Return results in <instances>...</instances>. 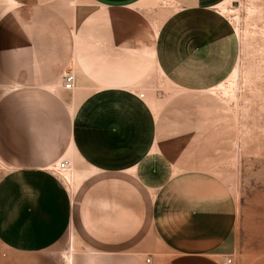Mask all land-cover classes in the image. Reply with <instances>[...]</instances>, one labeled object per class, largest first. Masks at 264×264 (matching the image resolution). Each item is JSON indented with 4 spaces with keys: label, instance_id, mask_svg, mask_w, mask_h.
I'll list each match as a JSON object with an SVG mask.
<instances>
[{
    "label": "crops",
    "instance_id": "obj_1",
    "mask_svg": "<svg viewBox=\"0 0 264 264\" xmlns=\"http://www.w3.org/2000/svg\"><path fill=\"white\" fill-rule=\"evenodd\" d=\"M156 1L0 0V264H264L243 258L217 171L224 0ZM154 75L182 90L158 111L138 96ZM62 159L73 192L49 170Z\"/></svg>",
    "mask_w": 264,
    "mask_h": 264
},
{
    "label": "rangeland",
    "instance_id": "obj_2",
    "mask_svg": "<svg viewBox=\"0 0 264 264\" xmlns=\"http://www.w3.org/2000/svg\"><path fill=\"white\" fill-rule=\"evenodd\" d=\"M218 10L232 24L237 50L230 76L208 90L221 127L216 140L228 152L217 171L236 200L240 251L247 259L264 251V0H224ZM141 90L152 95L154 111L182 91L156 75ZM4 171L0 165V175ZM64 184L73 192L72 181ZM68 240L56 247L64 257L75 250Z\"/></svg>",
    "mask_w": 264,
    "mask_h": 264
},
{
    "label": "built area",
    "instance_id": "obj_3",
    "mask_svg": "<svg viewBox=\"0 0 264 264\" xmlns=\"http://www.w3.org/2000/svg\"><path fill=\"white\" fill-rule=\"evenodd\" d=\"M62 87L65 90L71 91L74 88V74L71 70H68L63 73L62 75ZM139 97H144V93L138 94ZM70 169V163L67 159H62L57 164H54L49 168L50 171L54 175H56L62 182L65 183V179L63 177V173L65 171H69ZM6 256L4 252L0 251V261ZM232 257L226 256L224 257L223 261L221 264H232ZM144 264H150V257H146L144 260Z\"/></svg>",
    "mask_w": 264,
    "mask_h": 264
},
{
    "label": "bare ground",
    "instance_id": "obj_4",
    "mask_svg": "<svg viewBox=\"0 0 264 264\" xmlns=\"http://www.w3.org/2000/svg\"><path fill=\"white\" fill-rule=\"evenodd\" d=\"M235 73H236V69H234L233 70V74H232V76H234L235 75ZM231 74V73H230ZM230 76V75H229ZM222 86V85H221ZM220 86V87H221ZM218 87H219V85H218ZM222 88V87H221ZM140 94V93H139ZM59 162V161H58ZM55 164H57V162L55 163ZM70 169H71V167H70ZM70 169H69V171H70ZM69 171H65L64 173H63V177H64V181L66 182V183H69ZM68 263V262H67Z\"/></svg>",
    "mask_w": 264,
    "mask_h": 264
}]
</instances>
